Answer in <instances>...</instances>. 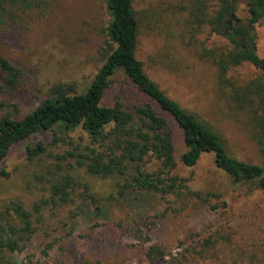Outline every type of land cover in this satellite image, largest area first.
Masks as SVG:
<instances>
[{"label":"rangeland","instance_id":"374dc122","mask_svg":"<svg viewBox=\"0 0 264 264\" xmlns=\"http://www.w3.org/2000/svg\"><path fill=\"white\" fill-rule=\"evenodd\" d=\"M106 5V0H35L27 13L0 26V52L23 70L18 88L0 90V104L9 105L0 108V116L27 114L55 84H73L81 91L91 83L110 41ZM188 7V0H135L137 57L172 99L221 136L231 155L264 166L247 114L228 99L217 67L206 57L220 38L207 26L188 23ZM240 14H247L244 1ZM256 31L264 57V20ZM260 73L244 64L229 76L244 84ZM132 87L118 74L103 103L112 105L116 93L133 102ZM174 125L179 175L203 198L207 192L219 197L203 201L185 191L167 196L130 191L119 197L127 175L90 174L75 158L62 157L71 147L55 143L51 132L16 143L0 161V223L20 228L14 208L22 206L31 213L34 233L8 257L9 264H264V191L247 193L234 184L210 153L195 167H183L180 156L186 148ZM80 136L79 129L69 134L75 142ZM38 143L45 149L31 158L26 146ZM67 176L73 183L67 201L53 199L52 186ZM98 207L104 212L97 214ZM149 244L165 249L163 260H148Z\"/></svg>","mask_w":264,"mask_h":264},{"label":"trees","instance_id":"16d2710c","mask_svg":"<svg viewBox=\"0 0 264 264\" xmlns=\"http://www.w3.org/2000/svg\"><path fill=\"white\" fill-rule=\"evenodd\" d=\"M241 1L246 15L240 14ZM106 2L110 41L102 48L103 63L91 83L81 91L73 84H55L48 96L27 114L21 117L12 112L2 114L0 161L16 143L48 131L55 143L70 145L62 157L75 158L76 164L85 166L90 174L127 175L119 197L130 191L158 196L185 191L203 201L219 197L217 193L207 192L203 198L200 192L190 190L187 180L179 175L175 123L186 148L180 156L183 167H195L204 154L210 153L218 169L234 184L247 193L264 191V166L231 155L215 130L172 99L145 71L137 57L140 19L135 0ZM188 3L186 21L192 22L193 27L207 26L210 33L220 38L221 44L213 43L206 50V57L217 67L218 83L228 99L247 114L253 137L264 156V57L258 53L256 31V24L264 20V0H188ZM34 5L35 0H0V26L15 21ZM244 64L254 66L261 73L244 84H237L229 75ZM118 74L132 84L134 101L124 102L116 93L114 103L105 105L106 92ZM22 77V68L0 52V90L18 88ZM8 107L0 104L2 110ZM78 129L82 136L75 142L69 134ZM44 149L42 143L26 146L31 158ZM72 187V178H63L52 186V198L67 201ZM114 197L112 194L109 199ZM89 198L94 204L98 202L92 195ZM14 210L22 226L0 223V264H9L8 257L20 251L21 242L34 233L31 213L22 206ZM95 212L101 214L104 209L98 207ZM206 243L212 241L207 239ZM145 251L150 261L163 260L166 255L165 249L157 244H149Z\"/></svg>","mask_w":264,"mask_h":264}]
</instances>
